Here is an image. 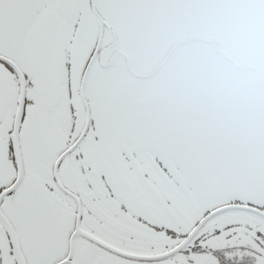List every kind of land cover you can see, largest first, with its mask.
<instances>
[{
	"label": "snow or ice",
	"instance_id": "1",
	"mask_svg": "<svg viewBox=\"0 0 264 264\" xmlns=\"http://www.w3.org/2000/svg\"><path fill=\"white\" fill-rule=\"evenodd\" d=\"M0 264H264V0H0Z\"/></svg>",
	"mask_w": 264,
	"mask_h": 264
}]
</instances>
